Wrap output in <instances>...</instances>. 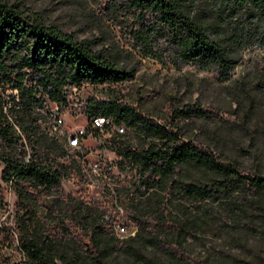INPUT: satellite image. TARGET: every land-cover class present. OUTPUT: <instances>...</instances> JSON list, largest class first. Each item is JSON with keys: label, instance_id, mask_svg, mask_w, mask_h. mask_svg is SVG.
<instances>
[{"label": "trees", "instance_id": "trees-1", "mask_svg": "<svg viewBox=\"0 0 264 264\" xmlns=\"http://www.w3.org/2000/svg\"><path fill=\"white\" fill-rule=\"evenodd\" d=\"M104 14L144 55L209 69L216 78L228 76L251 45L264 48V0H106ZM132 75L89 38L22 1L0 0V210L7 211L1 182L16 195L13 219L0 217V264H213L192 254L191 232L222 218L259 234L262 171L245 172L183 125L181 138L117 98L89 99L87 109L134 131L116 146L118 167L132 176L115 187L127 197L123 215L134 232L117 234L103 205L63 194V179L81 170L46 129L51 103L64 102L72 85ZM204 112L184 104L172 114L183 122Z\"/></svg>", "mask_w": 264, "mask_h": 264}, {"label": "rangeland", "instance_id": "rangeland-1", "mask_svg": "<svg viewBox=\"0 0 264 264\" xmlns=\"http://www.w3.org/2000/svg\"><path fill=\"white\" fill-rule=\"evenodd\" d=\"M9 1H22L33 10L41 11L48 21L80 38H89L94 48L112 52L122 65L132 69L133 75L121 82L82 84L79 91H72L73 101L117 98L121 103L137 107L181 138L183 125L186 135L239 161L245 172L264 173V48L251 45L228 76L216 78L209 69L161 62L132 47L120 27L105 16L106 0ZM184 104L200 107L206 115L183 122L182 117H173L174 108ZM128 131V135L134 134L132 129ZM102 137L106 138L105 143L94 144L90 157L98 151L114 156L110 136ZM73 152L71 148L66 151L68 159L74 157ZM2 168L0 161V180ZM115 176L114 186H119L132 174L128 166L117 167ZM1 188L7 211L0 210V217L11 221L16 210V195L5 182H1ZM61 190L64 195L103 205L106 215L113 216L117 222L122 219V203L118 206L112 203V196L102 181L90 186L78 172L63 179ZM119 195L124 197L122 201L127 199L125 194ZM255 213L259 215L256 222L259 234L239 230L238 226L227 225L218 218L206 231L189 234L192 254L216 260L213 264H264V210H255ZM126 226L123 232L116 229L117 234L134 232V224L129 221Z\"/></svg>", "mask_w": 264, "mask_h": 264}, {"label": "built area", "instance_id": "built-area-1", "mask_svg": "<svg viewBox=\"0 0 264 264\" xmlns=\"http://www.w3.org/2000/svg\"><path fill=\"white\" fill-rule=\"evenodd\" d=\"M81 85L70 86L64 102L51 103L46 129L50 135L60 142L64 149L65 140L71 134H85L87 136L86 145L80 148L79 152H73V158L80 165V173L87 183L93 186L102 181L104 187L107 188L108 193L112 196V203L118 206L122 203V198L124 197L117 194L115 190L117 185L114 186L115 184L113 183V180L116 181L115 170L118 167L116 146L121 140L126 138L129 131L122 122H117L112 117L102 115L96 111L88 110V99L82 98L81 101H73L71 99L72 91H79ZM64 111L66 112L65 114ZM104 134L110 136L109 141H112L114 156L98 151L96 155L90 157V154L93 153L94 144L102 145L105 143L106 138L102 137ZM129 221L123 215L122 219L117 222V230H126V224Z\"/></svg>", "mask_w": 264, "mask_h": 264}, {"label": "bare ground", "instance_id": "bare-ground-1", "mask_svg": "<svg viewBox=\"0 0 264 264\" xmlns=\"http://www.w3.org/2000/svg\"><path fill=\"white\" fill-rule=\"evenodd\" d=\"M87 136L85 134H71L70 137H67L65 140V147L72 149L74 152H79L80 148L86 145ZM117 229V225H116ZM125 230H120L118 232H123Z\"/></svg>", "mask_w": 264, "mask_h": 264}]
</instances>
